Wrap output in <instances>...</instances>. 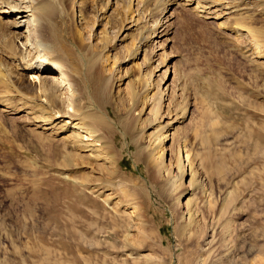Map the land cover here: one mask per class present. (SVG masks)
Wrapping results in <instances>:
<instances>
[{"label": "rangeland", "instance_id": "rangeland-1", "mask_svg": "<svg viewBox=\"0 0 264 264\" xmlns=\"http://www.w3.org/2000/svg\"><path fill=\"white\" fill-rule=\"evenodd\" d=\"M73 1L60 5L61 16L44 21L38 38L53 45L63 67L71 58L59 39L52 42L50 28L78 29L82 38L67 35L71 44L94 45L103 60L108 56L107 112L121 122L114 132L98 128L101 161L72 153L69 132L37 127L51 114L36 96L38 72L16 70L0 21V264H264V0H223L231 9L216 19L199 17L195 4L181 0L138 1L133 10L149 26L165 6L167 15L173 12L164 49L171 72L162 87L170 85L161 105L186 115L172 125L159 159L152 156L153 117L136 121L133 93L147 76L130 68L128 84L114 91L119 69L126 68L117 69L114 57L125 55L130 40L117 45L107 33L106 45L97 43L102 31L126 21L127 1L110 0L107 12L106 0ZM230 24L248 33L230 30ZM47 75L56 80L57 74ZM69 87L62 95L68 110L78 99L77 86ZM181 151L189 154L183 161ZM186 160L194 190L178 200L191 199L195 219L189 223L186 216L180 221L175 201L188 186L187 175L181 176Z\"/></svg>", "mask_w": 264, "mask_h": 264}, {"label": "bare ground", "instance_id": "bare-ground-1", "mask_svg": "<svg viewBox=\"0 0 264 264\" xmlns=\"http://www.w3.org/2000/svg\"><path fill=\"white\" fill-rule=\"evenodd\" d=\"M69 1L70 0H0V21L2 24H6L7 26V39L9 40V42H11L8 51V58L12 59V62L15 63L14 65L17 67L16 70L21 75L25 73L38 72L36 79L38 80L39 87H37V95H35L38 98V102L42 104V109L43 107L50 109L51 114L49 116L47 115V120L44 121L43 124L36 126L42 128L43 130H49L50 133H60L64 131L69 132L70 134L68 135V137H65L66 147L72 153L78 152L83 157L92 158L96 161H101L103 157L100 148L101 144L100 135L98 134V128L100 127L106 130L111 129V131L114 132L116 125L120 124L121 122H114L107 112V106L110 105V101L108 100V96L106 95V85L108 79L106 80L105 74H103V72L105 71L104 69H106L105 67L108 61V56H106V58L103 60L101 50L99 53L95 52L94 45L89 48H82L81 46L78 47L75 44H71L67 40V35L72 37V35L75 34L76 37L81 39L82 32L78 29H76L73 33L66 32L65 27H63V30L61 31H59V29L57 30V28L55 29V27L53 29L50 28L51 30H48L50 32L52 42H54L55 44V41L59 39L60 43H57L61 44L63 49L70 55V67H63V62L57 59L53 54V45L46 43L45 40L44 42H42L43 39L41 40L38 38V30L39 32L40 29L42 31V24L44 23V21L49 19L51 16H55L56 14L60 15V5H63L64 2H66V5L70 4ZM125 1H127V3L125 2L126 6L124 9L127 13L125 18L126 21L124 19H121V23H118L114 31L112 30L113 28H111V26H109L110 28L108 31H102V36L99 37L100 39L97 40V43L106 45L105 39L107 33H112V42H114V44L116 43L117 45H120V43L124 42L125 40H130L129 43L125 46V55H123L122 57H114V60L116 61L115 64H117V69L121 68L122 66L126 67L122 70L119 69V76L115 79L118 85H116L114 91L115 94H119V89H123V87L125 88V86L128 84L124 83L123 81L128 78L130 74V68H135L138 71L140 70L142 73H144L145 76H147V80L144 82H140V80H138L139 84L142 83L139 93H133V99H135L136 101V103L134 102V105L137 107L136 115L138 116L136 121L140 122V120H142L141 116L143 115L144 117H153V122L150 125L156 126L155 130L157 131V135L152 141V144L156 149L153 151L154 154H152V156L156 155V158L158 157L159 159L166 155L165 151H167V149L164 148V145L169 140V135L173 133V131L171 130L172 125L178 122L179 120L183 119V117L186 115V111H184L185 109H180L182 111L178 112L177 114L171 112V108H169L168 104L166 105V107L163 104L161 105V103L163 101L165 102L167 99L166 96L169 91L168 86L170 85L167 83L168 85L166 84V86H164V89L162 87L164 82L166 81L165 77L167 73L169 74L171 72H169V68L166 66V64L170 60V55H168L164 51V49L166 44L169 42L166 36L170 33L169 25H166V20L169 21V19H172L173 12L167 15V7L165 6L161 11L162 13L160 18L155 19L151 23L152 25L149 26V23H147L148 21H143V19L141 20V18L139 19L138 17V11H136V8L139 0ZM181 1L187 5L195 4L197 6V12L201 14V16L199 17H204L205 19H216L219 17H223L227 15L228 11H230L231 9V6L228 1L226 2L223 0ZM173 3L174 2H172L171 4ZM71 4L74 7L78 6L76 4V1H73ZM105 5L106 6L104 10L107 12L110 9L111 1L106 0ZM164 5H166V3ZM98 12L101 13L100 9H98L97 14ZM114 17L116 20L120 19L118 15H115ZM47 24L48 23H46V25ZM233 29H236L237 32V30H241L242 27L237 26L235 28V26L233 25L230 30ZM62 31H64V33ZM241 31L248 33L247 31H245V29H242ZM42 35L43 33L41 34V38ZM148 44L149 47H152L151 51H149L148 49L146 50V46ZM109 50L115 51L116 46L110 43ZM139 58L141 59L143 64L137 62ZM42 61L44 62L43 65L40 64V62ZM96 67L101 69L97 70ZM160 68H165V70L163 71V73L156 75V72ZM44 70L45 72H43ZM47 71L50 74H57L56 80L54 79V77L47 75ZM71 84H75L77 86L76 93L78 99L76 98V100L72 104L68 105V107H71V109L68 110L62 103V95L67 92L66 90L68 88H71L69 87L71 86ZM162 107L165 109L160 110V108ZM7 109L9 108L7 107ZM61 121L63 122L62 124H60ZM59 124L60 126H58ZM128 128L132 130L130 127ZM176 129L177 128H175V130ZM169 130H171V132H169ZM125 134L127 133L124 132L123 136H125ZM128 135L129 134H127V136ZM176 137L174 139H176ZM180 140H182V138ZM136 141L137 140L135 139L131 142L136 143ZM185 152L181 151L180 160H182V158L183 160L187 159V156L189 154H187L188 152ZM194 156L195 159L196 155ZM181 165L183 166V164ZM185 165L187 166L185 172L181 171L182 167L180 168L181 170H179L182 172L181 176L187 175V177L189 178L188 186L175 198V201L176 203L177 201H180L176 204L179 210L177 212L179 213L180 221L183 222L184 216H186L187 218H185L188 219L186 221H188L187 223H189L191 220L195 219V215L189 207L191 199H189L188 196L182 203L181 200H178L186 196V194H191V188L193 187L192 185H194V171L192 172L191 164L188 161L187 164L185 162ZM174 211L175 210H171V221L173 218L172 214L174 213ZM187 223H185V225H187ZM147 233L148 232H146L143 235V238H141V243H143L144 240L146 241ZM209 242H211V240L207 241V243ZM140 246L142 247V245L140 244L136 245L134 248L131 247V251L138 250Z\"/></svg>", "mask_w": 264, "mask_h": 264}]
</instances>
